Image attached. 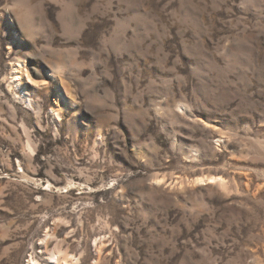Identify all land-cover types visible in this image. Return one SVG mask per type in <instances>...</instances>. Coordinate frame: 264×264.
Here are the masks:
<instances>
[{
    "label": "rangeland",
    "instance_id": "1",
    "mask_svg": "<svg viewBox=\"0 0 264 264\" xmlns=\"http://www.w3.org/2000/svg\"><path fill=\"white\" fill-rule=\"evenodd\" d=\"M0 264H264V0H0Z\"/></svg>",
    "mask_w": 264,
    "mask_h": 264
},
{
    "label": "bare ground",
    "instance_id": "2",
    "mask_svg": "<svg viewBox=\"0 0 264 264\" xmlns=\"http://www.w3.org/2000/svg\"><path fill=\"white\" fill-rule=\"evenodd\" d=\"M211 182H215L216 180L214 178H211L210 179ZM218 181V180H217Z\"/></svg>",
    "mask_w": 264,
    "mask_h": 264
},
{
    "label": "water",
    "instance_id": "3",
    "mask_svg": "<svg viewBox=\"0 0 264 264\" xmlns=\"http://www.w3.org/2000/svg\"><path fill=\"white\" fill-rule=\"evenodd\" d=\"M207 183V182H206ZM208 185H213V183H207Z\"/></svg>",
    "mask_w": 264,
    "mask_h": 264
}]
</instances>
